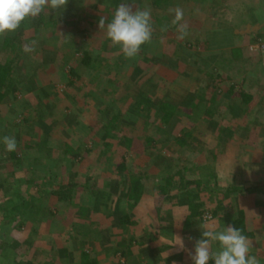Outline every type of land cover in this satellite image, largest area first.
<instances>
[{"label": "rangeland", "instance_id": "374dc122", "mask_svg": "<svg viewBox=\"0 0 264 264\" xmlns=\"http://www.w3.org/2000/svg\"><path fill=\"white\" fill-rule=\"evenodd\" d=\"M122 3L151 9V42L132 59L98 27ZM263 44L264 0H68L0 36V264H79L82 251L98 264H192L202 232L240 213L264 264ZM69 147L81 153L72 169ZM69 172L78 185L60 200ZM133 181L136 203L120 197ZM22 199L35 211L3 221Z\"/></svg>", "mask_w": 264, "mask_h": 264}, {"label": "clouds", "instance_id": "9594fccd", "mask_svg": "<svg viewBox=\"0 0 264 264\" xmlns=\"http://www.w3.org/2000/svg\"><path fill=\"white\" fill-rule=\"evenodd\" d=\"M68 0H0V36L15 32L20 24L27 18H35L46 8L64 9ZM105 17H100L99 29L106 28V37L113 45H118L126 59L136 57L143 44L150 43L152 39L151 9L146 6L143 10L134 9L132 5L122 3L115 8L111 22L105 24ZM184 11L181 8L174 10L171 24L177 28V39L183 40L188 35V25L182 23ZM167 25L161 31H167ZM27 46L25 51H33ZM7 152L16 150L14 137L4 136L2 140ZM178 250H184V241L180 236H174ZM213 243H218V250L213 251ZM171 245V246H172ZM251 245L248 238L239 228L231 225L217 231L211 225L202 232V238L194 245L190 256L192 264H260L255 255H249Z\"/></svg>", "mask_w": 264, "mask_h": 264}, {"label": "trees", "instance_id": "16d2710c", "mask_svg": "<svg viewBox=\"0 0 264 264\" xmlns=\"http://www.w3.org/2000/svg\"><path fill=\"white\" fill-rule=\"evenodd\" d=\"M24 21H26V19ZM7 41L8 40H6V42ZM82 58H83V62L87 66H89L90 68L94 69L96 67L97 62H98L96 60L97 58L93 57V56L91 57V55L87 51L84 52ZM9 72H10V68L8 67V64H6L5 66H2V67L0 66V84L5 83L6 79L8 78ZM0 96H1V93H0ZM245 96H246V94H243L245 101L246 102L250 101L249 96H246V97ZM166 106H167L166 103H162L161 108H160L162 111H164V113L162 114L163 119L165 117H169L168 115H166L167 110H171L173 107L172 106L169 109H167ZM67 150H71V151H67V152H70V154L65 153L69 156L68 157L64 156V158L62 160V164L66 165L67 169H72L71 167H73L74 165L77 164V162H75V161H78L76 159H77V157H80L81 153H80V151L72 149L71 147H69V149L67 148ZM11 156L13 158H17L16 154L13 151L11 152ZM16 161H19V159ZM122 166H123V164H119L118 168L123 169ZM76 175L77 174L75 172H72V173L69 172V175H68L69 180L63 186H59L55 190L54 194H56L58 196V199H60V200H62L63 198L68 199V200L72 199V192L75 189V187L78 185L77 181L72 179V177H74ZM137 184L138 183L133 181V183H131L130 186H127L126 189L122 192V194H120V197L124 198V197H128V196L132 195V198H135L134 202L136 203L138 201L139 192H140ZM84 185L88 186V182H85ZM20 197L22 198L23 196H20ZM14 204L12 205L11 211L6 213L5 217L3 218V221H6L8 224H13L14 220H16L15 215H22L23 213H26V215H28L31 212L35 211L34 208L36 209V207L33 204H31V207H30L31 211L28 210L29 212L24 211L23 213H21L22 212L21 206L25 207L26 205L29 204L28 200H26V199L18 200V202L14 203ZM1 211H5V210L2 209ZM5 212H7V211H5ZM122 223L123 224L127 223V221L125 220V217L122 218ZM245 223H246V220L243 216V213H240V216L236 217L233 220L232 224H233V227L239 228L241 230L242 234L245 235L247 238H254V234L247 229V226L245 225ZM20 226L21 225H18L17 227L19 228ZM89 252L90 251H82L81 252L82 259L80 260L79 264H98L97 260L94 259V257H92V255Z\"/></svg>", "mask_w": 264, "mask_h": 264}, {"label": "built area", "instance_id": "2783aa9c", "mask_svg": "<svg viewBox=\"0 0 264 264\" xmlns=\"http://www.w3.org/2000/svg\"><path fill=\"white\" fill-rule=\"evenodd\" d=\"M259 53H260V56L262 57V62H263V66H264V44L262 45Z\"/></svg>", "mask_w": 264, "mask_h": 264}]
</instances>
